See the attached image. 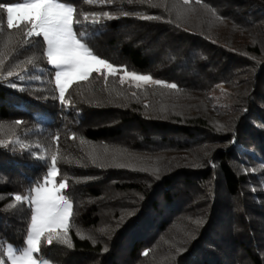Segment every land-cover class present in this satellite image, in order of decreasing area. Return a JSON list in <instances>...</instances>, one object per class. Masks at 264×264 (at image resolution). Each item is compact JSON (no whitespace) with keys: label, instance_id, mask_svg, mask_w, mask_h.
Returning <instances> with one entry per match:
<instances>
[{"label":"trees","instance_id":"16d2710c","mask_svg":"<svg viewBox=\"0 0 264 264\" xmlns=\"http://www.w3.org/2000/svg\"><path fill=\"white\" fill-rule=\"evenodd\" d=\"M63 2L116 17L74 26L93 33L97 55L179 91L93 73L61 103L56 70L46 60L25 63L39 55L42 38L30 48L22 32L0 34V52L12 40L0 70V139L27 146H0V260L10 264L6 248L24 245L30 224L23 205L9 207L14 196L46 173L37 155L56 154L57 180L69 181L74 247L42 244L52 264H141L158 248L173 254L166 264H264V0ZM102 150L170 158L161 175H150L100 161ZM77 230L94 235L81 239ZM173 231L176 245L167 244Z\"/></svg>","mask_w":264,"mask_h":264},{"label":"snow or ice","instance_id":"6c2138e0","mask_svg":"<svg viewBox=\"0 0 264 264\" xmlns=\"http://www.w3.org/2000/svg\"><path fill=\"white\" fill-rule=\"evenodd\" d=\"M111 0H87V3L106 4ZM193 0H183L184 5H190ZM196 4H201L202 0H195ZM0 9L6 13V21L0 14V34L8 30L22 32L25 39L21 44L33 46V38H42L44 47L38 56L28 58L25 63L35 66L42 60H46L56 71L54 72V83L59 91V100L61 103L70 104L65 98V93L73 86L82 81H88L93 73L103 75L105 81L108 76L120 75V82L124 83L125 78L134 81L135 86L140 88L142 85L152 84L179 91L175 83H168L159 79H154L150 74H138L134 71L129 72L126 66L115 65L107 58L97 55L91 45L93 33L89 29L75 28V25L83 23L97 24L101 17L106 19H115L109 12L104 13H78L73 5H69L63 0H19L11 5H0ZM130 13L124 12L123 15ZM215 14V13H214ZM140 19L153 20L160 19L154 16H141ZM218 19H223L218 17ZM170 22V21H169ZM11 35L6 42L5 51L0 52V70L4 69L5 61L9 59L8 48L11 45ZM17 68L21 65L17 64ZM27 71V69H23ZM13 75L20 77L19 72L13 70L7 71V76ZM3 78V77H0ZM15 87V85H12ZM135 95V93H133ZM23 121H16L19 126ZM6 131L3 125H0V132ZM11 131V129L7 130ZM74 138V137H73ZM59 141V137H55ZM81 143H84L81 140ZM19 145L26 148L19 138L16 140L0 139V146ZM39 147V146H37ZM38 159L45 162L46 173L34 183L29 189L27 195H16L15 204L9 207L16 208L17 204L23 205L30 213L29 228L25 233V243L21 246L8 245L6 248L7 260L11 264H49L41 254V246L52 245L53 242L62 244L68 248L74 247L69 235L72 227L71 217L72 202L70 194L64 190L69 187L67 177L61 176L57 182V176L60 175V169L57 167V155L53 154L50 158L44 155H37ZM95 163V159H93ZM124 167L125 165H117ZM146 170V169H145ZM159 168L155 169L158 173ZM197 224H202V220H197ZM77 235L81 239H91L77 230ZM4 241H0V252H3ZM95 243V240H93ZM107 251V249H104ZM186 249H177L183 252ZM144 255H149L148 251ZM0 264H5L0 260Z\"/></svg>","mask_w":264,"mask_h":264},{"label":"rangeland","instance_id":"374dc122","mask_svg":"<svg viewBox=\"0 0 264 264\" xmlns=\"http://www.w3.org/2000/svg\"><path fill=\"white\" fill-rule=\"evenodd\" d=\"M127 70L129 72H131V70H129V69H127ZM138 74H141V73H138ZM120 75H122V73L117 74L116 76H118L120 79ZM124 83L137 88L135 86V82L129 81L127 78H125ZM152 86H157V85L147 84V85H142L140 88H137V89L144 90V89H146L148 87H152ZM58 93H59V91H58ZM212 121L216 126L221 125V120L219 118L215 117L214 119H212ZM169 158H170V154H168V153H159V154H154V155H147V154H138V153L135 154V153H131V152H124V151H118V150L117 151L116 150H111V151H103L102 150L101 153L99 154V157H97V159H99L100 161H103L104 163H108V162L113 163L115 165V167H119L117 165H125L124 167H120V168H129L130 170H137V171H141L143 173H147L150 175L151 174L161 175L162 172L164 171V166L165 167L168 166ZM186 159L187 158L185 157V155H180V156H177L175 158L176 161H180L179 163H183V161H185ZM173 160L174 159L172 158L171 161H173ZM157 168H159L160 171L158 173H155V169H157ZM57 182H59V181L57 180ZM64 191H66V189ZM20 213H23V212L20 211ZM176 231H180V230L177 229ZM176 231L171 232V236L174 235L175 239H173V236H172L171 239L167 240V244H170V245H176L177 244V243H175V241H178L177 239L179 236H177V235L175 236ZM84 235L90 237V236H93L94 234H92L91 232H85ZM171 257H173L172 253H170L169 251L158 248L157 250H154V252L149 254V256L144 261H142L141 264H158L159 261H163V263L166 264V262H168L166 260H168ZM10 264H11V262H10ZM49 264H52V263L49 262Z\"/></svg>","mask_w":264,"mask_h":264}]
</instances>
